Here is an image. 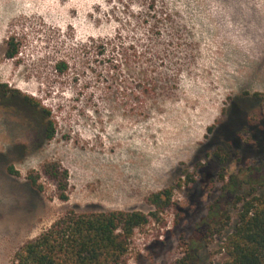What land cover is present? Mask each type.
I'll use <instances>...</instances> for the list:
<instances>
[{
    "label": "rangeland",
    "instance_id": "1",
    "mask_svg": "<svg viewBox=\"0 0 264 264\" xmlns=\"http://www.w3.org/2000/svg\"><path fill=\"white\" fill-rule=\"evenodd\" d=\"M153 1L171 17L160 37L149 34ZM114 37L165 52L164 95L144 100L135 73L111 62ZM0 83L21 96L0 99V264L70 211L149 214V195L169 187L173 205L136 229L128 264H175L188 252L194 264H224L236 197L263 177L264 0H0ZM23 97L50 111L54 138ZM219 135L234 144L225 181L211 158ZM47 162L68 170V200Z\"/></svg>",
    "mask_w": 264,
    "mask_h": 264
},
{
    "label": "trees",
    "instance_id": "2",
    "mask_svg": "<svg viewBox=\"0 0 264 264\" xmlns=\"http://www.w3.org/2000/svg\"><path fill=\"white\" fill-rule=\"evenodd\" d=\"M152 4L149 6V16L154 22L149 25V34L151 37H160L163 23L170 21L171 17L164 10H157L154 1ZM169 36L179 37L174 31H170ZM106 47H109L111 62H115L118 67H127L135 73L131 84L139 88L144 100L156 99L159 92L164 95L170 89L171 79L161 68L167 60L165 52L156 51L150 45L140 50L137 41L130 42L125 37L109 39ZM18 52L19 48L12 39L8 43L7 56L13 58ZM158 60H161V63H158ZM137 66L139 71L136 69ZM57 68L63 73L67 69V64L60 62ZM20 97L17 91L0 83L1 100H19ZM139 99L141 100L140 97ZM23 101L28 103L34 115L37 114L41 119L40 129H43L45 137L54 138L56 130L53 121L47 123L43 121V118L50 117V111L44 107L38 108L39 105L33 98L23 97ZM143 107V115L147 117L148 111L146 106ZM253 124V119H250L248 125L255 126ZM244 128L246 131L250 130L247 126ZM255 128H258V134H264L263 123ZM237 135H240L239 131ZM216 141L219 144L215 155L211 158H214L219 167L218 178L225 181L230 150H233L234 144L221 135ZM257 141L259 144V139ZM9 171L18 174L13 166ZM259 171L263 173L261 179H254L252 175L248 177L251 183L249 185L252 187L251 193L236 197L235 203L239 206L237 221L231 232L224 237L222 244V249L227 255L224 264H264V161ZM43 172L55 183L59 199L68 200V170L57 162H47ZM30 178L33 185H36L37 179L31 176ZM228 187L229 182L226 181L223 190L226 189L227 192ZM148 200L155 207L149 214L139 210L70 211L58 218L39 236L25 242L16 251L13 264H128L130 240L133 234L136 229L147 225L153 218L158 219L162 212L173 205V188L151 193ZM227 225L226 222L221 227H215L210 231L211 236L216 233L222 235ZM196 259L197 256L188 252L175 264H194Z\"/></svg>",
    "mask_w": 264,
    "mask_h": 264
},
{
    "label": "flooded vegetation",
    "instance_id": "3",
    "mask_svg": "<svg viewBox=\"0 0 264 264\" xmlns=\"http://www.w3.org/2000/svg\"><path fill=\"white\" fill-rule=\"evenodd\" d=\"M2 101L5 102V101H7V99H2ZM2 104H3L2 106H5L6 105L5 103H2Z\"/></svg>",
    "mask_w": 264,
    "mask_h": 264
}]
</instances>
